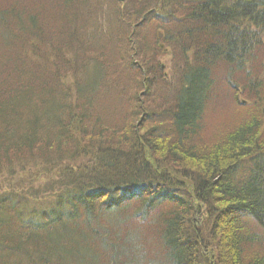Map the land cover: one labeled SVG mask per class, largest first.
<instances>
[{"label":"trees","instance_id":"1","mask_svg":"<svg viewBox=\"0 0 264 264\" xmlns=\"http://www.w3.org/2000/svg\"><path fill=\"white\" fill-rule=\"evenodd\" d=\"M3 172L0 264H264V0H0Z\"/></svg>","mask_w":264,"mask_h":264},{"label":"clouds","instance_id":"2","mask_svg":"<svg viewBox=\"0 0 264 264\" xmlns=\"http://www.w3.org/2000/svg\"><path fill=\"white\" fill-rule=\"evenodd\" d=\"M118 211L128 264H173L171 252L157 236L146 210L128 206Z\"/></svg>","mask_w":264,"mask_h":264},{"label":"rangeland","instance_id":"3","mask_svg":"<svg viewBox=\"0 0 264 264\" xmlns=\"http://www.w3.org/2000/svg\"><path fill=\"white\" fill-rule=\"evenodd\" d=\"M163 30H159V32H158V38L159 39H162L163 38ZM156 33V32H155ZM161 34V36L162 37H159V35ZM153 41H154V45H155V47L157 46V45H159V48L161 49V54H159V60H158V62H160L161 63V65L163 66V68H165L164 70L165 71H168L169 69H170V66H171V63L169 62L170 60V53L168 52V45L165 43V42H162V43H160V44H157L156 42H155V36H154V38H153ZM162 45V46H161ZM244 98V96L243 95H240L239 96V100L241 101H245V99H243ZM247 103V102H246ZM245 103V104H246ZM222 107V109H224V107H223V105L221 106ZM225 107L226 108H228V110H227V113H230V117L232 118V116L233 115H237L238 114V112H239V108H236V106H233V105H230V104H228V103H226V105H225ZM24 177H26V176H24ZM47 178H49V179H52L51 178V176H46ZM19 180V176H16V177H10L6 172H3V173H1V176H0V194H2V192L3 191H6V190H10V191H17V192H20V191H22V190H20V189H18L17 190V188L16 187H14V183L16 182V181H18ZM24 180V185L26 184V185H28L29 184V181H28V179H27V177L26 178H24L23 179ZM45 181H47V180H44V182ZM38 182H42V180L40 179V180H38ZM34 186H35V188H39L40 187V184H34ZM24 187V189H26V187L25 186H23ZM45 188V187H44ZM23 189V190H24ZM43 193H39L38 195V197L39 198H44L46 195H48L46 192H45V194L44 195H42Z\"/></svg>","mask_w":264,"mask_h":264},{"label":"water","instance_id":"4","mask_svg":"<svg viewBox=\"0 0 264 264\" xmlns=\"http://www.w3.org/2000/svg\"><path fill=\"white\" fill-rule=\"evenodd\" d=\"M159 37H162L161 34L159 35ZM162 46V45H161Z\"/></svg>","mask_w":264,"mask_h":264}]
</instances>
